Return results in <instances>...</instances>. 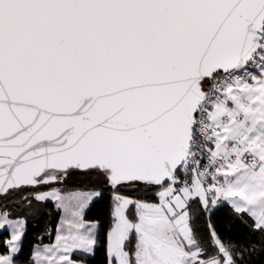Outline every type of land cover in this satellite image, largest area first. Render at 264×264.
<instances>
[{
  "label": "snow or ice",
  "instance_id": "6c2138e0",
  "mask_svg": "<svg viewBox=\"0 0 264 264\" xmlns=\"http://www.w3.org/2000/svg\"><path fill=\"white\" fill-rule=\"evenodd\" d=\"M0 264H264V0H0Z\"/></svg>",
  "mask_w": 264,
  "mask_h": 264
}]
</instances>
